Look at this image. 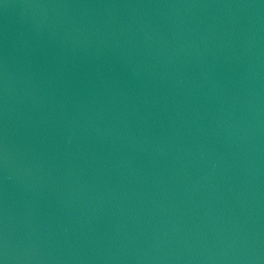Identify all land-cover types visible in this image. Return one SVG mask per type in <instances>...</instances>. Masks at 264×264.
<instances>
[{"label":"water","instance_id":"obj_1","mask_svg":"<svg viewBox=\"0 0 264 264\" xmlns=\"http://www.w3.org/2000/svg\"><path fill=\"white\" fill-rule=\"evenodd\" d=\"M2 264H264V0H0Z\"/></svg>","mask_w":264,"mask_h":264},{"label":"snow or ice","instance_id":"obj_2","mask_svg":"<svg viewBox=\"0 0 264 264\" xmlns=\"http://www.w3.org/2000/svg\"><path fill=\"white\" fill-rule=\"evenodd\" d=\"M0 264H2V261H0Z\"/></svg>","mask_w":264,"mask_h":264}]
</instances>
